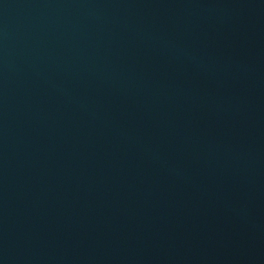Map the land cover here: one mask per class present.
Listing matches in <instances>:
<instances>
[{
    "label": "water",
    "instance_id": "95a60500",
    "mask_svg": "<svg viewBox=\"0 0 264 264\" xmlns=\"http://www.w3.org/2000/svg\"><path fill=\"white\" fill-rule=\"evenodd\" d=\"M0 264H264V0H0Z\"/></svg>",
    "mask_w": 264,
    "mask_h": 264
}]
</instances>
